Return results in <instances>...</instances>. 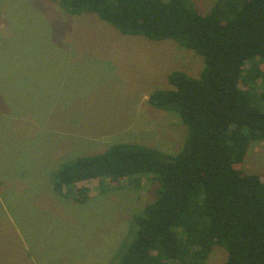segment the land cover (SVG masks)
<instances>
[{
	"label": "rangeland",
	"instance_id": "rangeland-1",
	"mask_svg": "<svg viewBox=\"0 0 264 264\" xmlns=\"http://www.w3.org/2000/svg\"><path fill=\"white\" fill-rule=\"evenodd\" d=\"M191 1L207 14L217 0ZM203 66L172 40L126 36L52 0H0V264H112L158 181L78 184L75 194L89 189L80 203L54 190V175L120 143L175 155L183 123L148 100L170 88L172 72L198 77ZM238 169L264 180V141L250 144ZM226 260L216 247L207 264Z\"/></svg>",
	"mask_w": 264,
	"mask_h": 264
},
{
	"label": "trees",
	"instance_id": "trees-1",
	"mask_svg": "<svg viewBox=\"0 0 264 264\" xmlns=\"http://www.w3.org/2000/svg\"><path fill=\"white\" fill-rule=\"evenodd\" d=\"M52 1L70 16L95 14L126 36L172 40L204 62L198 77L172 72L170 88L148 100L183 123L175 155L120 143L54 175L64 198L92 181L127 179L134 188L146 176L158 181L155 200L134 217L128 247L112 264H207L216 247L227 252L225 264H264V180L238 169L250 144L264 141V0H217L207 14L191 0ZM88 192L78 189L74 198L84 203Z\"/></svg>",
	"mask_w": 264,
	"mask_h": 264
}]
</instances>
